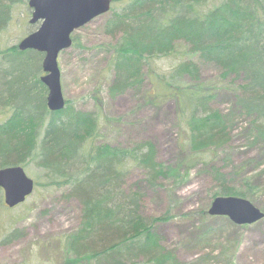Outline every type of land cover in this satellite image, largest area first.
<instances>
[{
  "label": "trees",
  "instance_id": "obj_1",
  "mask_svg": "<svg viewBox=\"0 0 264 264\" xmlns=\"http://www.w3.org/2000/svg\"><path fill=\"white\" fill-rule=\"evenodd\" d=\"M17 1L0 0V33ZM117 3L104 25L116 39L111 96L141 87L149 60L183 53L185 45L200 61L219 65L221 81L204 82L191 58L156 74L150 97L176 99L186 124L190 155L184 151L183 159L199 162L208 151L214 157L225 152L237 114L250 119L255 138L264 144V0H113ZM1 54L10 67L0 85V112H12L0 121V168L33 160L49 178L69 185L65 197L80 202L82 216L68 251L93 264H177L156 228L168 217L145 216L146 194L140 182L129 185L128 179L137 167L146 187L161 188L179 178L178 168L159 160L151 140L128 146L102 141L101 117L95 112L76 110L69 102L52 112L39 75L44 53L15 46ZM224 91L233 94L229 114L215 107ZM211 168L221 195L245 197V191L228 184L222 168Z\"/></svg>",
  "mask_w": 264,
  "mask_h": 264
},
{
  "label": "rangeland",
  "instance_id": "obj_2",
  "mask_svg": "<svg viewBox=\"0 0 264 264\" xmlns=\"http://www.w3.org/2000/svg\"><path fill=\"white\" fill-rule=\"evenodd\" d=\"M112 6L118 8L119 4ZM111 13L76 30L72 46L60 53L66 101L76 110L100 115L102 141L128 146L139 140H151L157 146L159 160L178 168L179 178L166 180L161 188L146 187L137 167L128 179L129 185L140 182L146 194L142 207L145 216L168 217L157 223L156 228L163 237L162 244L177 256V264H264V218L254 224L237 225L228 217L208 212L212 201L221 195L222 187L211 165L222 168L228 184L245 191V198L264 211V144L255 138L250 119L237 114L226 151L215 157L208 151L199 162H194L190 157L183 159L184 151L190 153L186 124L176 99L150 97L156 74L170 71L181 60H194L200 67L202 80L210 85L220 83L221 68L216 63L200 61L184 45L180 48L183 53L149 60L142 86L113 97L109 86L114 77L111 48L116 39L104 29ZM11 14L12 20L0 33V53L18 46L40 25L29 22L32 14L29 0L15 2ZM9 67L7 58L1 54L0 85ZM43 74L41 70L39 75ZM10 78L8 75L7 79ZM24 85L29 84L25 81ZM47 94L48 90L46 97ZM232 95L221 92L215 107L229 114ZM11 112L1 111L0 121H5ZM23 167L36 181V187L24 203L12 208L5 204L3 191L0 192V264H93L88 259L77 260L68 251L70 236L79 228L82 216L80 202L65 197L69 185L49 178L36 161Z\"/></svg>",
  "mask_w": 264,
  "mask_h": 264
},
{
  "label": "water",
  "instance_id": "obj_3",
  "mask_svg": "<svg viewBox=\"0 0 264 264\" xmlns=\"http://www.w3.org/2000/svg\"><path fill=\"white\" fill-rule=\"evenodd\" d=\"M112 0H29L33 9L30 23L40 22L37 30L24 37L21 50L34 49L44 53L41 81L47 86V105L52 112L66 107L59 65L60 53L72 46V34L96 17L111 9ZM0 187L10 207L21 204L31 195L35 180L22 165L0 168ZM209 214L227 216L235 224H254L264 218V211L250 200L240 196H217Z\"/></svg>",
  "mask_w": 264,
  "mask_h": 264
},
{
  "label": "flooded vegetation",
  "instance_id": "obj_4",
  "mask_svg": "<svg viewBox=\"0 0 264 264\" xmlns=\"http://www.w3.org/2000/svg\"><path fill=\"white\" fill-rule=\"evenodd\" d=\"M6 204V203H5ZM1 247V246H0Z\"/></svg>",
  "mask_w": 264,
  "mask_h": 264
}]
</instances>
